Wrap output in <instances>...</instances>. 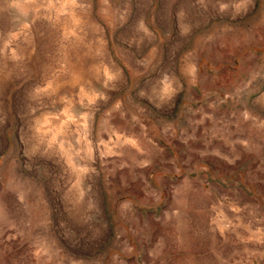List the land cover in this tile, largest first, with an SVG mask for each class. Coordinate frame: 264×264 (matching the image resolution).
Returning a JSON list of instances; mask_svg holds the SVG:
<instances>
[{
    "label": "rangeland",
    "instance_id": "obj_1",
    "mask_svg": "<svg viewBox=\"0 0 264 264\" xmlns=\"http://www.w3.org/2000/svg\"><path fill=\"white\" fill-rule=\"evenodd\" d=\"M0 264H264V0H0Z\"/></svg>",
    "mask_w": 264,
    "mask_h": 264
}]
</instances>
